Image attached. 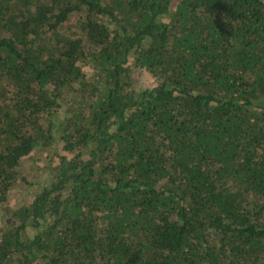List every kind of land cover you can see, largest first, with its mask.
<instances>
[{
	"label": "trees",
	"instance_id": "trees-1",
	"mask_svg": "<svg viewBox=\"0 0 264 264\" xmlns=\"http://www.w3.org/2000/svg\"><path fill=\"white\" fill-rule=\"evenodd\" d=\"M0 264H264V0H0Z\"/></svg>",
	"mask_w": 264,
	"mask_h": 264
},
{
	"label": "rangeland",
	"instance_id": "rangeland-1",
	"mask_svg": "<svg viewBox=\"0 0 264 264\" xmlns=\"http://www.w3.org/2000/svg\"><path fill=\"white\" fill-rule=\"evenodd\" d=\"M137 86L139 88H145L148 85L152 84V80L151 77L147 74V73H142L140 74L137 82H136ZM45 159L39 160L40 164H44L45 163ZM37 164V160L34 159H27L26 160V168H34V166ZM40 176L42 177H47V172L42 171L39 172ZM36 185H29V184H19L16 186L15 190L11 192L10 196H9V201L13 204L15 203H20L22 202L27 196H29V194H31L32 192H34L33 190H35Z\"/></svg>",
	"mask_w": 264,
	"mask_h": 264
}]
</instances>
